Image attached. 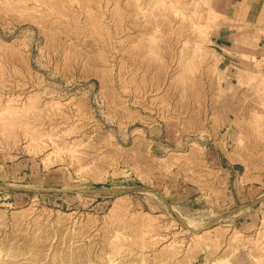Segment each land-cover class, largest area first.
Listing matches in <instances>:
<instances>
[{
    "label": "rangeland",
    "instance_id": "rangeland-1",
    "mask_svg": "<svg viewBox=\"0 0 264 264\" xmlns=\"http://www.w3.org/2000/svg\"><path fill=\"white\" fill-rule=\"evenodd\" d=\"M233 13L0 0V264H264V20Z\"/></svg>",
    "mask_w": 264,
    "mask_h": 264
},
{
    "label": "crops",
    "instance_id": "crops-1",
    "mask_svg": "<svg viewBox=\"0 0 264 264\" xmlns=\"http://www.w3.org/2000/svg\"><path fill=\"white\" fill-rule=\"evenodd\" d=\"M233 2L234 17H246L247 22L257 23L264 20V0H227ZM250 17V18H248ZM260 28V27H259ZM260 32V30H258ZM264 47V46H263Z\"/></svg>",
    "mask_w": 264,
    "mask_h": 264
},
{
    "label": "bare ground",
    "instance_id": "bare-ground-1",
    "mask_svg": "<svg viewBox=\"0 0 264 264\" xmlns=\"http://www.w3.org/2000/svg\"><path fill=\"white\" fill-rule=\"evenodd\" d=\"M69 5L71 6V4H69ZM56 17H57V16H56ZM56 17H54V18H55L56 20H58ZM177 18H178V17H177ZM178 19H179V18H178ZM179 20H180V19H179ZM182 20H183V19H182ZM58 21H59V20H58ZM174 21H175V20H174ZM180 23H182V22H180ZM187 27H188V26H187ZM190 30H191V29H190ZM189 33H190V32H189ZM191 33H192V32H191ZM191 33L189 34V36L191 35ZM187 36H188V35H187ZM14 99H15V98H14ZM17 99H18V98H17ZM26 99H27V98H26ZM9 101H10V100H9ZM9 101H8V102H9ZM15 101H17V100H15ZM11 104H13V101H12ZM8 106L11 107L10 104H7V105H6L7 108H9ZM12 106H13V105H12ZM6 107H5V108H6ZM5 108H4V109H5ZM15 109H16V108H15ZM10 113H11V112H10ZM12 114H13V113H12ZM17 116H18V115L11 116L10 119H9V117H8V118H7V117H2V121H5V120H6L5 123L3 122V124H4V125H8V126L12 125V127H13V125H17V124H18V126H19V125H20V117H17ZM3 118H5V120H4ZM0 123H1V122H0ZM0 125H2V123H1ZM0 127H1V126H0ZM3 127L5 128V127H7V126H3ZM12 127H11L10 129H12ZM4 128H3V129H4ZM6 129H7V128H6ZM6 129H5V130H6ZM8 129H9V127H8ZM8 129H7V130H8ZM10 129H9V130H10ZM1 130H2V129H1ZM9 130H8V131H9ZM10 131H11V130H10ZM6 132H7V131H6ZM39 146H40V145H39ZM37 147H38V146H37ZM45 148H46V146H45ZM45 148H44V150H45ZM34 149H36V148H34ZM37 149H38V148H37ZM175 235H177V234L174 233L173 235H170V236H169V235H162V236L159 238V241H158V242H159V245L162 246V247L160 248V250H161V249H162V250L164 249L163 251H165V250H166V251H167V250L171 251L170 248L173 246L174 242H173V241H170V239L173 238V240H174ZM183 238H184V237H183ZM175 239H176V238H175ZM181 239H182V238H181ZM186 239H187V238H186ZM183 240H185V239H183ZM155 244H156V243H155ZM181 244H182V243H181ZM175 245H176V244H175ZM178 246H179V245H178ZM171 249H172V248H171ZM172 250H173V249H172Z\"/></svg>",
    "mask_w": 264,
    "mask_h": 264
},
{
    "label": "water",
    "instance_id": "water-1",
    "mask_svg": "<svg viewBox=\"0 0 264 264\" xmlns=\"http://www.w3.org/2000/svg\"><path fill=\"white\" fill-rule=\"evenodd\" d=\"M77 192H107L106 190H80V191H77ZM110 192V191H108Z\"/></svg>",
    "mask_w": 264,
    "mask_h": 264
}]
</instances>
